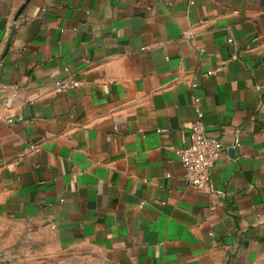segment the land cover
Returning <instances> with one entry per match:
<instances>
[{
  "label": "crops",
  "instance_id": "crops-1",
  "mask_svg": "<svg viewBox=\"0 0 264 264\" xmlns=\"http://www.w3.org/2000/svg\"><path fill=\"white\" fill-rule=\"evenodd\" d=\"M263 259L264 0H0V264Z\"/></svg>",
  "mask_w": 264,
  "mask_h": 264
},
{
  "label": "built area",
  "instance_id": "built-area-1",
  "mask_svg": "<svg viewBox=\"0 0 264 264\" xmlns=\"http://www.w3.org/2000/svg\"><path fill=\"white\" fill-rule=\"evenodd\" d=\"M209 72L207 75H211ZM79 86L78 82H55V93H66ZM194 101V121L189 128V144L177 150L176 155L185 173L186 184L196 191L203 192L208 189L210 177L216 161L223 153V145L220 140L211 138L206 134L202 112L198 101ZM21 119L19 118L18 121ZM8 124L14 120L8 118ZM29 150L37 151L36 146H30Z\"/></svg>",
  "mask_w": 264,
  "mask_h": 264
},
{
  "label": "water",
  "instance_id": "water-1",
  "mask_svg": "<svg viewBox=\"0 0 264 264\" xmlns=\"http://www.w3.org/2000/svg\"><path fill=\"white\" fill-rule=\"evenodd\" d=\"M23 8H24V6H23L22 8H20V10L17 12V14H16L15 18H17V17H18V16L21 14V12H22Z\"/></svg>",
  "mask_w": 264,
  "mask_h": 264
},
{
  "label": "rangeland",
  "instance_id": "rangeland-1",
  "mask_svg": "<svg viewBox=\"0 0 264 264\" xmlns=\"http://www.w3.org/2000/svg\"><path fill=\"white\" fill-rule=\"evenodd\" d=\"M260 264H264V259L262 260V262Z\"/></svg>",
  "mask_w": 264,
  "mask_h": 264
}]
</instances>
